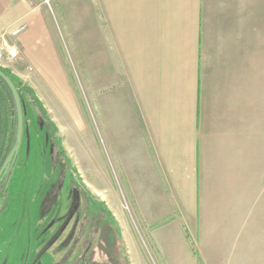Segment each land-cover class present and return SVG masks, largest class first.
Segmentation results:
<instances>
[{
    "label": "crops",
    "instance_id": "1",
    "mask_svg": "<svg viewBox=\"0 0 264 264\" xmlns=\"http://www.w3.org/2000/svg\"><path fill=\"white\" fill-rule=\"evenodd\" d=\"M53 2L73 26L85 10L109 134L161 262L264 264V0ZM45 6L0 0V42L39 70Z\"/></svg>",
    "mask_w": 264,
    "mask_h": 264
},
{
    "label": "rangeland",
    "instance_id": "2",
    "mask_svg": "<svg viewBox=\"0 0 264 264\" xmlns=\"http://www.w3.org/2000/svg\"><path fill=\"white\" fill-rule=\"evenodd\" d=\"M34 1L45 5L44 0ZM43 11L52 41L48 62L42 67L45 71L39 70L38 65H29L21 58L19 50L6 40L0 42V67L8 71L22 89L27 121L31 124L34 119L41 121L42 118L47 122L61 155L64 179L72 180L83 194L98 227L103 225L109 230L104 242L93 234L88 238L93 240L90 241L92 253L82 252L80 246L75 253L66 247L56 249L63 236L50 246L43 243L39 249L33 236H28L23 195L14 193L8 197L6 213L10 216V229L21 227L20 241L24 243L15 240L10 244L12 264H21V256L25 264H31L34 255L41 252L44 254L39 264H163L145 238L146 232H141L134 196L135 180L125 179L109 134L103 107V99L109 91L108 83L103 82L106 71L102 56L92 49L85 10L74 8V26L70 23L71 14L56 7L53 0ZM4 44L16 48V60L6 58L1 49ZM15 174L17 172L12 180H18ZM26 175L25 169V178L20 176L19 180H26ZM86 216L79 219L80 224L87 222ZM26 240L29 241L25 244Z\"/></svg>",
    "mask_w": 264,
    "mask_h": 264
},
{
    "label": "flooded vegetation",
    "instance_id": "3",
    "mask_svg": "<svg viewBox=\"0 0 264 264\" xmlns=\"http://www.w3.org/2000/svg\"><path fill=\"white\" fill-rule=\"evenodd\" d=\"M24 116L25 114L15 160L13 163L10 161L0 175V264H12L13 252L10 244L15 240L24 243L20 241L21 227L18 225L15 229H10L8 222L10 216L6 213L9 195L17 192L18 195L20 193L23 195L25 207L23 212L26 213L28 236H33L39 249L43 243L50 246L63 236L55 246L56 249L66 247L69 250L73 249L75 253L80 246L82 252L92 253L90 241L93 240L88 238L93 234L104 242L109 229L105 230L106 227L103 225L98 227V221L83 194L74 187L72 180L64 179L61 155L59 150H56L47 122L41 118V121L34 119L30 124L28 118ZM9 134L12 135L11 142H15L17 129L13 132L10 130ZM9 153L8 150L0 156V170ZM25 169L26 180H19L20 176L25 175ZM14 172H17L15 175L18 180H12ZM83 210H87L85 212L90 215L86 216L87 213L85 214ZM83 215L86 216L84 220L87 222L80 224L79 219L83 218ZM28 241L26 240L25 244ZM43 254L41 252L38 256L34 255L31 264H39ZM20 260L21 264H25L24 256L23 258L21 256ZM74 260L78 261L77 257H74ZM76 261L74 263H77Z\"/></svg>",
    "mask_w": 264,
    "mask_h": 264
},
{
    "label": "trees",
    "instance_id": "4",
    "mask_svg": "<svg viewBox=\"0 0 264 264\" xmlns=\"http://www.w3.org/2000/svg\"><path fill=\"white\" fill-rule=\"evenodd\" d=\"M0 70L8 76L11 81L14 83L16 89L18 90L21 103L23 106V93L16 79H14L8 71L0 67ZM17 129V116L15 112V108L12 102V98L10 92L4 85V83L0 80V156L7 152L8 150L14 147L15 142H11V134L10 130L13 132ZM9 131V133H7ZM7 140V141H6ZM8 146V147H7ZM10 148V149H9Z\"/></svg>",
    "mask_w": 264,
    "mask_h": 264
},
{
    "label": "water",
    "instance_id": "5",
    "mask_svg": "<svg viewBox=\"0 0 264 264\" xmlns=\"http://www.w3.org/2000/svg\"><path fill=\"white\" fill-rule=\"evenodd\" d=\"M0 80L4 83V85L6 86V88L8 89V91L10 92L11 98H12V102L15 108V112H16V116H17V136H16V142L14 147L11 149L4 165L3 168L0 170V175L2 173V171L4 170V168L6 167V165L12 161V163L15 160L16 154L18 152L19 149V145H20V140H21V136H22V129H23V115L25 114L24 112V107L21 103V99L18 93V90L16 89L14 83L11 81V79L6 76L1 70H0Z\"/></svg>",
    "mask_w": 264,
    "mask_h": 264
},
{
    "label": "built area",
    "instance_id": "6",
    "mask_svg": "<svg viewBox=\"0 0 264 264\" xmlns=\"http://www.w3.org/2000/svg\"><path fill=\"white\" fill-rule=\"evenodd\" d=\"M44 3L49 4V0H44ZM1 49L9 60H16L18 58V51L13 46L4 44Z\"/></svg>",
    "mask_w": 264,
    "mask_h": 264
}]
</instances>
